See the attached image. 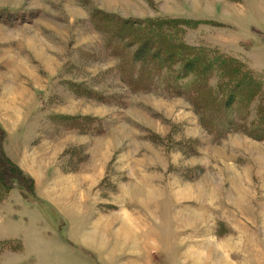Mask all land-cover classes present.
Instances as JSON below:
<instances>
[{
	"label": "rangeland",
	"instance_id": "rangeland-1",
	"mask_svg": "<svg viewBox=\"0 0 264 264\" xmlns=\"http://www.w3.org/2000/svg\"><path fill=\"white\" fill-rule=\"evenodd\" d=\"M103 13L202 21L190 40L264 73L262 0H247L246 10L234 0H0V115L9 118L12 100L33 111L28 130L63 140L58 167L70 183H88L76 189L85 216L53 206L35 182L36 204L0 192V241L15 249L0 246V264H264V140L244 132L217 139L186 99L123 86L103 47ZM66 78L113 104L76 98ZM48 113L96 120L66 131ZM90 218L85 232L95 223L102 233H80Z\"/></svg>",
	"mask_w": 264,
	"mask_h": 264
},
{
	"label": "trees",
	"instance_id": "trees-1",
	"mask_svg": "<svg viewBox=\"0 0 264 264\" xmlns=\"http://www.w3.org/2000/svg\"><path fill=\"white\" fill-rule=\"evenodd\" d=\"M103 14V23L108 29L99 27L103 47L117 60L116 77L123 86L131 92H158L165 97L186 99L198 115L200 126L217 139L231 132H244L253 139L264 140V73L243 58L190 40V32L204 26V22L158 17L123 19ZM70 54L71 49L68 57ZM71 80L66 78L63 85L76 98L92 95L90 98L100 103L113 104L112 99L96 93L88 83ZM206 98L213 106L210 111L203 106ZM51 101L49 93L46 102ZM54 114L48 113L47 117L58 119L56 127L66 131L73 128L78 132L80 128L73 127L74 124L82 129L96 120ZM5 138L6 133L0 126V192L8 195L17 190L28 203L36 204L34 180L6 155ZM12 244V241H0V246L8 251H15Z\"/></svg>",
	"mask_w": 264,
	"mask_h": 264
},
{
	"label": "crops",
	"instance_id": "crops-1",
	"mask_svg": "<svg viewBox=\"0 0 264 264\" xmlns=\"http://www.w3.org/2000/svg\"><path fill=\"white\" fill-rule=\"evenodd\" d=\"M264 3V0H262ZM238 8H244L246 10L247 0H240L239 2H234ZM241 11V10H239ZM207 14V13H205ZM210 16V15H209ZM235 17V15H234ZM245 17V16H244ZM259 28V27H257ZM16 95L17 91L14 92ZM19 95H23V93H19ZM35 98H38L37 92L35 93ZM23 103V102H22ZM18 104L12 100V104L7 106L10 112L13 109V112H6L7 120L3 119V115H0V123L2 128L8 132V140L5 144L7 155L10 156V159L16 163L23 171L31 175L34 179L36 189L39 191L47 190L48 194L53 198V201L49 202L53 206L57 207H70L74 210L76 214L79 215V212L85 216V206L86 202L85 198H79L77 195V191L80 186H86L87 182H83L81 184L70 183V178L73 176H68L62 169H60V156L64 152L62 149L63 145L60 143L61 140L57 136H48L40 133L37 130L33 132V130H28L29 125L33 121L34 112H19ZM24 106L28 108L29 103H23ZM20 106V105H19ZM36 110L40 108L37 104ZM13 121H11V120ZM10 120V121H9ZM42 121V118H41ZM40 121V122H41ZM37 122L39 124V120L37 118ZM37 124V123H36ZM40 123L39 125H41ZM37 126V125H36ZM14 128V129H13ZM13 129V130H10ZM32 133V134H31ZM45 136V137H44ZM61 137V136H60ZM57 138V139H56ZM59 142V143H57ZM66 151V150H65ZM59 162V163H58ZM88 184V183H87ZM78 197V198H76ZM52 199V198H51ZM82 206V207H81ZM81 207V208H80ZM74 213V214H75ZM70 219L73 220L69 215ZM73 221H76L74 219ZM102 220H98V223H102ZM88 223H91L90 219H85L84 223L78 227L80 233H102V229L95 226V223H92L91 227H93L91 232H85ZM109 223V222H108ZM108 229V225H106ZM70 227L67 223L66 231L68 233ZM72 229V228H71ZM109 231V230H107ZM106 231V232H107ZM79 247L83 246L81 243L77 244ZM87 248V247H86ZM89 251L93 252L91 249L87 248Z\"/></svg>",
	"mask_w": 264,
	"mask_h": 264
}]
</instances>
